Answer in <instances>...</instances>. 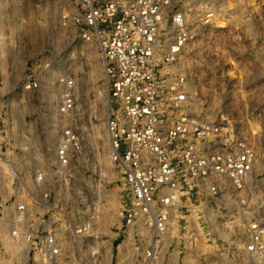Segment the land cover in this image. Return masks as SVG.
I'll return each mask as SVG.
<instances>
[{
    "label": "built area",
    "instance_id": "built-area-1",
    "mask_svg": "<svg viewBox=\"0 0 264 264\" xmlns=\"http://www.w3.org/2000/svg\"><path fill=\"white\" fill-rule=\"evenodd\" d=\"M10 1L0 0V49L6 51H14L18 41L4 28ZM62 2L68 8L49 1L48 9H58L63 26H74L80 41L97 43L102 51L109 158L129 193L118 217L139 243L127 264H207L197 252L201 237L214 250L236 248L262 259L264 222L246 216L241 197L257 152L228 119L198 117L189 109L194 97L179 62L202 31L217 23L214 5L210 0ZM59 82L58 117L48 133L54 136L44 149L8 147L1 122L7 111L0 103V227L19 264H91L74 254L89 228L81 218L86 200L70 180L85 153L71 115L76 79L61 76ZM41 86L36 78L24 83L26 90ZM193 216L196 224H189ZM99 253L96 248V259Z\"/></svg>",
    "mask_w": 264,
    "mask_h": 264
},
{
    "label": "rangeland",
    "instance_id": "rangeland-1",
    "mask_svg": "<svg viewBox=\"0 0 264 264\" xmlns=\"http://www.w3.org/2000/svg\"><path fill=\"white\" fill-rule=\"evenodd\" d=\"M49 1L68 8L62 0H11L6 7L9 18L4 28L14 31L18 39L14 51L0 49V103L7 111L1 122L7 126L8 147L17 148L22 143L45 148L54 136L48 134L55 124L53 119L58 117L59 79L75 78L76 103L71 115L83 136L85 153L70 171V180L77 195L86 200L81 218L89 228L78 240L74 254L91 264H127L135 257L139 243L134 232H124L118 217L129 193L120 168L109 158L102 51L97 43L80 41L74 26H63L60 11L48 9ZM210 3L216 9L217 23L204 29L179 61L186 67L183 73L194 97L189 109L198 117L228 119L254 146L257 161L241 197L246 216H257L264 222V0ZM171 69L178 70L176 65ZM35 78L41 81V89L26 90L24 83ZM189 220V224H196L194 216ZM4 230L1 226L0 264H19L21 260ZM202 238L197 252L207 264H264V256L255 259L236 248L217 251ZM96 248L100 251L97 259Z\"/></svg>",
    "mask_w": 264,
    "mask_h": 264
},
{
    "label": "bare ground",
    "instance_id": "bare-ground-1",
    "mask_svg": "<svg viewBox=\"0 0 264 264\" xmlns=\"http://www.w3.org/2000/svg\"><path fill=\"white\" fill-rule=\"evenodd\" d=\"M4 23V21H3ZM106 113H108V103H106Z\"/></svg>",
    "mask_w": 264,
    "mask_h": 264
}]
</instances>
